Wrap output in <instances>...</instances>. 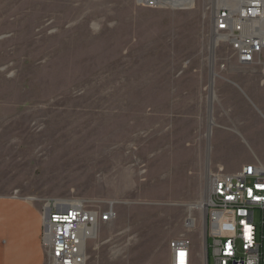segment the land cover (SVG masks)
Masks as SVG:
<instances>
[{"label":"rangeland","instance_id":"374dc122","mask_svg":"<svg viewBox=\"0 0 264 264\" xmlns=\"http://www.w3.org/2000/svg\"><path fill=\"white\" fill-rule=\"evenodd\" d=\"M218 1L0 0V199L114 210L87 264H168L184 234L199 253L207 173L264 166L263 67L214 45Z\"/></svg>","mask_w":264,"mask_h":264},{"label":"built area","instance_id":"2783aa9c","mask_svg":"<svg viewBox=\"0 0 264 264\" xmlns=\"http://www.w3.org/2000/svg\"><path fill=\"white\" fill-rule=\"evenodd\" d=\"M212 35L215 46H226L239 65L262 66L264 72V0L220 4ZM203 203L207 245L204 233L199 253L188 235L176 237L168 246V264H198L199 258L202 264H264V166L255 162L235 175L222 170L209 174ZM41 213L50 264H87L89 243L116 217L112 209H92L80 201H50Z\"/></svg>","mask_w":264,"mask_h":264},{"label":"crops","instance_id":"0c3cea01","mask_svg":"<svg viewBox=\"0 0 264 264\" xmlns=\"http://www.w3.org/2000/svg\"><path fill=\"white\" fill-rule=\"evenodd\" d=\"M213 83L214 74L212 73L210 79L211 92ZM211 101L210 97V104H212ZM210 113L211 111L209 112V125L210 121L212 122ZM241 127L239 126L234 132L236 135H231H235L238 139L242 138L247 143L249 134ZM225 135L228 137V134L225 133ZM222 139H224L223 133L220 136V141ZM218 144L219 139L216 140L214 148ZM248 149L251 154L247 151L246 146L241 150L244 159L253 158V150ZM221 159L222 164L219 167L229 170L231 174H237L245 167L238 166L233 170L231 167L228 168L231 166L229 162H226L229 158L223 156ZM42 230V213L34 204L21 199H0V264H44Z\"/></svg>","mask_w":264,"mask_h":264},{"label":"bare ground","instance_id":"6f19581e","mask_svg":"<svg viewBox=\"0 0 264 264\" xmlns=\"http://www.w3.org/2000/svg\"><path fill=\"white\" fill-rule=\"evenodd\" d=\"M225 0H220L218 2H220L221 4L224 2ZM158 4H164V5H168L171 6L173 8H178V9H187L189 10L190 8L193 7L194 5V0H157ZM215 45V43H214ZM60 204L63 205H71L74 204L70 201H60ZM204 203H198V204H194V205H190L189 209L193 210V209H203Z\"/></svg>","mask_w":264,"mask_h":264},{"label":"water","instance_id":"95a60500","mask_svg":"<svg viewBox=\"0 0 264 264\" xmlns=\"http://www.w3.org/2000/svg\"><path fill=\"white\" fill-rule=\"evenodd\" d=\"M213 92H211V100H212ZM210 126H212V122L210 121ZM203 229H204V236H205V245H207V216H206V210L203 212Z\"/></svg>","mask_w":264,"mask_h":264}]
</instances>
